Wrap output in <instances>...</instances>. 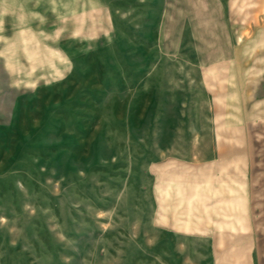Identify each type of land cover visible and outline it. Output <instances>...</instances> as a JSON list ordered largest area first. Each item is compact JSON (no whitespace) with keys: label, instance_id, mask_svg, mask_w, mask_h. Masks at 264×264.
Returning <instances> with one entry per match:
<instances>
[{"label":"rangeland","instance_id":"1","mask_svg":"<svg viewBox=\"0 0 264 264\" xmlns=\"http://www.w3.org/2000/svg\"><path fill=\"white\" fill-rule=\"evenodd\" d=\"M263 170L264 0H0V264H264Z\"/></svg>","mask_w":264,"mask_h":264},{"label":"crops","instance_id":"2","mask_svg":"<svg viewBox=\"0 0 264 264\" xmlns=\"http://www.w3.org/2000/svg\"><path fill=\"white\" fill-rule=\"evenodd\" d=\"M239 152V151H238ZM225 165V164H224ZM230 165H231V167L233 168L232 170H236L235 172H238L239 170H237V165L239 166V168H241V163L238 161V162H235V161H231L230 160V162L229 161H227V166H229L230 167ZM223 167L224 166H222V163L220 162V163H218V164H215L214 166H212L211 168H213V170L215 171L216 169L217 170H221V169H223ZM211 171H212V169H211ZM222 171V170H221ZM264 171V170H263ZM261 172L260 173V175H259V178L258 179H263L264 180V172ZM260 171H258L257 173H259ZM237 174V173H236ZM257 184H256V187H255V189L252 191V203H253V206L256 208V209H258V208H260V206H259V202H260V200H261V198L262 197H264V184L262 185V186H258V181L256 182ZM263 203H264V201L263 200H261ZM218 204V203H217ZM215 204L214 203V205H211L212 206V208L214 209V208H221V206L218 204ZM238 207V209L239 208H241V204H238V203H236L235 202V204H234V206H233V209L234 208H237ZM209 208H211V207H209ZM262 208V207H261Z\"/></svg>","mask_w":264,"mask_h":264}]
</instances>
